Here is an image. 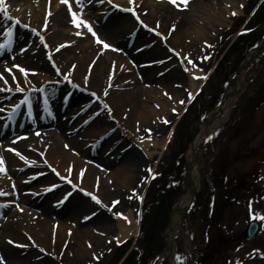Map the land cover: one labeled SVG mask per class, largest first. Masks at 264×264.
<instances>
[{
  "label": "rangeland",
  "instance_id": "obj_1",
  "mask_svg": "<svg viewBox=\"0 0 264 264\" xmlns=\"http://www.w3.org/2000/svg\"><path fill=\"white\" fill-rule=\"evenodd\" d=\"M47 1L4 0V4L0 5L8 13L5 16L2 11L0 15V41L6 40L5 44L9 43V29L5 30V21L11 22V18L17 22L23 21L21 23L26 25L27 32L31 33L22 44L15 45L8 52L5 62H12L15 64L14 67L11 66L10 69L6 67L4 71L0 69V72H4L2 78L7 81L6 85L0 82V95L5 98L4 102L0 100V109L5 110L4 112L0 111V114L8 117L12 113L19 112L20 108H15L12 111L6 107V103H10L15 97H22L21 101L25 98L30 101L33 99L31 96L34 92L32 91L17 93L12 90L13 79L15 81L29 80L31 85H40L41 82H45L43 85L46 93L57 92L55 95L63 98L68 96L61 90L66 85V92L73 91L72 99L68 107L60 111L59 114L54 111L53 106L49 105H45L40 113H36L32 109L29 112V107H21L22 112L27 113L35 121L36 115L44 118L47 114L58 120L57 122L63 126L61 132L58 133L52 129L50 132L54 134H51V137L59 143L44 144L51 149L42 150L44 147L35 141H31L33 144L20 141L16 146V140H10L8 144L14 145L17 150L14 154L7 153L8 144L6 145L4 142V144H0L2 147L0 158L4 163V158L8 157L9 167L15 171L10 175L15 179L23 175H33L35 172H46L48 179H53L56 176L50 169L52 166L48 163L49 158L51 157L57 166L69 169L68 161L71 157L67 156H70L71 151L65 150L69 154L62 151L64 150L62 142L68 143L73 151L77 149L75 154L82 160L91 163V167L87 168L82 164L79 166L75 164L77 169L74 176L78 172L79 179L76 180L82 182L84 186L80 185V190H77L73 184L74 187L71 183L69 185L66 183L68 178L62 177V183L65 186L58 190L59 193H62L59 197L66 195V192H69L70 195L67 196L68 199H65V204L56 209H51L48 203H44L45 206L50 207L49 209L42 208L44 224L47 225L44 231L49 234L53 228L52 224L57 222L65 227L69 226L76 233L80 230L87 228L92 230L93 228L96 233L98 232L94 235L103 237V242L98 248L96 246L89 247L94 243L93 240L86 242V245L89 246L85 247L89 248L90 253L87 258H84L85 264H115L117 253L113 257V250L125 239L120 237L118 219L128 212L135 213L136 218L138 217L140 199L146 188L150 171L157 164V159L160 157L164 159L170 126L177 120L178 110L185 104L188 92L191 91L197 77L201 75L197 74L196 77L189 79L187 72L199 70L198 72L207 73V68L213 63L216 52L225 42L230 31L237 30L241 23L236 12L242 8L246 13L244 16L247 15L248 11L246 12L244 8L247 0L195 1L185 14L162 13L159 11L161 8L157 9V7L158 14L153 15L147 9L148 0H134V3L127 8L134 9V12L125 10V7L120 8L130 16L131 20L127 22L129 25L135 26V18L138 17L153 22L154 26H146L147 36L146 40L143 38V42L145 44L148 41H156L159 45L156 48L148 49V52L155 53L151 57L146 55L148 57L144 60L149 61L142 63L138 61V56L141 53H148L147 50L140 54H135L130 49L121 50L118 57L114 53L107 54L106 52L112 50L104 48L102 44L99 45L97 51L88 50L91 42L86 38L87 27L60 28L61 21L59 22L57 16L63 9L55 7L57 2L54 1L50 5L49 15L43 13ZM72 1L76 2L80 10L90 11V0H80L79 3L77 0ZM116 1L112 0V6L116 7ZM161 5L165 6V4ZM173 8L179 12L182 11L181 7ZM18 9H21L22 16L16 14ZM68 10L76 12V9L71 7ZM132 17H134V21ZM108 24V27L115 31L114 34L119 35L121 39L125 37L126 29L119 18L114 17V20L111 18ZM60 29H63L67 35L65 36L62 32L58 34ZM103 30L106 31L105 28ZM99 39L102 38L99 37ZM2 42L0 45H3ZM141 48L146 49L147 46L142 45ZM1 51L3 52L4 49ZM125 59L131 63L134 59L140 65L136 64L135 66L134 63L131 65L129 62L123 61ZM92 67L97 68L94 74L91 72ZM92 76L95 77L94 84L90 85L87 80ZM246 77L247 75L243 73V80H246ZM47 82L50 83L47 84ZM60 83L64 85L59 86ZM258 83L261 85L243 88L235 100L230 103L228 110L224 112L221 124L228 122V119L233 115L234 108L238 105L239 101L237 100L242 94H246V105L244 102L245 107L233 115V124L230 129L225 131L221 144L212 155L202 158L199 163L200 170V165L207 166L213 157L214 170H212L211 179L218 188L225 183V187L222 189L223 193H219L223 195L217 200L215 214L210 219V224H207L208 236L206 240L202 239V230L198 228L199 225H202L201 218L197 221V242L192 241L188 235L184 234L181 227L178 230V243L180 244L178 247L190 252L189 254L195 259L198 255L205 261L204 264H264V220L254 218L264 214V87L261 81ZM50 84L51 88L48 87ZM25 85L27 84L24 82L19 84V87L26 90ZM74 85L78 87L74 88ZM132 93H136L138 98L133 99ZM108 96L114 98L111 99ZM123 96L129 102L120 103L121 105L116 103L117 109L114 107L116 98ZM49 99L50 97L47 96L46 100ZM61 103L64 105L65 101H61L59 104ZM87 106L91 111L82 110V115L85 118L98 116L100 123L113 128L112 132H109L110 137L105 139L104 147L102 135L105 133L89 135V130L78 121V115L71 118L80 107L86 108ZM125 108L131 109L132 116ZM69 112L72 114H68ZM7 120L5 119V122ZM76 124H78L79 130H72L71 127ZM216 126L218 124L211 125L207 131ZM101 128L102 126L97 127L102 131ZM33 132L35 130L31 131V133ZM18 135L21 134H16L13 138ZM201 136L199 135V137ZM30 138L29 136L28 139ZM156 141L158 146L153 148L151 144ZM146 142L149 145L145 147ZM55 143L58 144V151L63 154L59 157L56 154L57 150L53 149ZM25 144L33 147L27 149ZM44 152L48 160L43 157L42 153ZM128 153L130 155L138 154L142 159V162L136 163L138 176L130 186L120 187L117 191V181L114 176L127 168V163L123 158ZM95 154L97 160L93 159ZM14 156L21 166L17 165ZM22 162H29L30 165L27 166ZM96 162L102 163L107 168H104L102 175L97 174L102 167L95 166ZM225 170L226 173L223 174ZM246 174L251 177L249 180H246ZM206 175L209 176V172ZM223 175L228 177V180ZM61 176H66V174ZM200 179L202 186L201 172ZM32 185L31 183L27 184V186ZM97 186H104L109 192L108 204H111L112 211L108 212V209L103 208V201L97 203L94 199H92L94 202L89 201L93 207L84 205L85 201L90 200L91 192ZM40 197L42 196L36 195L33 200L40 199ZM49 198L51 199V196ZM0 204H2L0 206V264H77L75 263L76 255L69 253L68 244L73 241L72 244L79 249L83 247V240L81 241L82 245H79L80 242L73 237L75 234L69 233L68 239H57L52 245L44 246L39 239L35 240V232L39 230L38 224H25L16 221L21 217L16 213L27 211L15 207L7 198H0ZM61 208V211L58 210ZM82 209L83 211L79 212ZM58 212H62L60 214L62 220L56 217ZM101 214L109 218L107 230L96 227L97 230L94 225L92 226ZM27 217L32 218L30 215ZM251 220L261 223V231L254 239L247 241L243 238V233ZM31 225H35L34 233L27 229ZM216 237L217 240H215ZM8 253L11 257L7 255ZM208 255H210L209 258Z\"/></svg>",
  "mask_w": 264,
  "mask_h": 264
},
{
  "label": "bare ground",
  "instance_id": "obj_2",
  "mask_svg": "<svg viewBox=\"0 0 264 264\" xmlns=\"http://www.w3.org/2000/svg\"><path fill=\"white\" fill-rule=\"evenodd\" d=\"M118 3H121V1H119ZM151 3V2H149ZM159 4L157 3H151V7L153 9H155ZM161 10H165L167 9L166 6H161ZM163 7H166V8H163ZM62 14L65 16V13H62L60 14V16H62ZM64 22L61 23V26H64ZM96 44V46L98 45V43H94ZM98 71V70H97ZM201 84V83H200ZM200 84H194L193 85V89H195V86H197V91L199 90V86ZM242 84V80H241V76L237 79L236 81V84L231 88L230 92L227 94V96L225 97L224 101H223V104H222V107L221 109L216 112V116H218L220 114V111L222 112L223 110H226L231 102V100L234 98V95L237 93V91L239 90L240 86ZM17 88V87H16ZM120 98H116V101H117V104L119 105L120 103H125L126 101H128L126 98L122 99V101H119ZM116 101H115V104H116ZM16 102L18 103L19 101L16 100ZM121 105V104H120ZM138 117V116H137ZM91 131V130H89ZM48 132H45V131H41V130H36L33 134H31V138L27 140V142H31V141H35L37 142L40 146L44 147V149H51L47 146H45L44 144H51V142H57L59 143V141L53 139L52 137H49L48 135ZM33 135H36V136H33ZM51 136V135H50ZM23 138V137H22ZM27 138V137H24V139ZM44 142V143H43ZM33 143V142H32ZM67 146V144H63V147ZM156 145V144H155ZM197 143L194 144V147H196ZM54 150H57L56 151V154L57 156H61L63 155L62 153H60L58 151V144L55 143V147L53 148ZM66 148H64V152L68 151L66 150ZM68 153V152H66ZM69 154V153H68ZM70 156H67L69 159V163H71L74 159L75 161L79 162L80 159L77 158V157H73L71 154H69ZM127 157V159H126ZM125 159V162L127 163V168L123 171H119L115 176V181H117V188L116 190L118 191V189L120 187H125V186H130L132 181L135 180L138 176V171H137V167H136V163H140L142 162V159L140 158V156L138 154H134V155H130L129 153L125 155V157L123 158V160ZM50 160L52 162V159L50 157ZM52 163H54L55 165V162L53 161ZM81 163V161H80ZM56 166V165H55ZM197 165L195 164H192V167H191V174H192V189L191 191L181 200V202L175 207L174 211H173V214H172V217H171V224L169 225V228L167 229V232H166V245H167V251H168V257H169V260H170V264H174V236H175V232H176V228H177V225L178 223L180 222V219L185 211V209L188 207L195 191L198 189V184H197V178H198V172H197ZM66 168L65 167V171H66ZM136 168V169H135ZM63 169V168H62ZM103 169V168H102ZM76 169L74 170V173H75ZM94 172L96 173V171L94 170ZM137 172V173H136ZM97 174L99 175H102L103 172L100 170L97 172ZM97 175V176H98ZM98 185V183H96ZM46 186V185H45ZM48 187V186H47ZM51 187V186H50ZM13 188V183L9 181V178L7 177H4V178H1L0 179V192L2 193H7L9 194L11 192V189ZM48 188H46L45 190L47 191ZM94 195H96L97 197H99V201L102 199L103 201V208L104 209H111V204L109 203L108 204V198L110 197V195L108 194L109 192L106 190V188L104 186H97L95 188V190L92 192ZM119 193V192H118ZM86 203L84 205L86 206H89V207H93V205L89 202V200L85 201ZM83 211L82 210H79V212ZM18 216V215H17ZM16 221L18 222H21V223H29L30 221H34V219L32 218H29L27 216H23V217H19L16 219ZM40 221V222H39ZM109 218L103 214H101L95 221L94 223L95 224H92V226L94 225V228L98 227V228H101L102 230H107L108 227H107V224H109ZM38 223H44V221L41 220H38ZM138 220H136L134 218V215L131 213V212H128L127 214H125V216L123 217H120L119 220H118V228L120 229L122 235L125 237V236H133L135 234H137V230H138ZM44 229L47 228V225L44 224L42 226ZM98 228H96L98 230ZM64 226L61 225L60 226V234H58L57 238H63V239H66L67 238V234L66 231H64ZM83 229V228H81ZM90 230V231H89ZM100 233V232H99ZM94 234H98V232L96 233L95 230H92L91 229H84V230H80L78 231L76 234H75V238L77 239L79 243V245H82L81 244V241L83 240V247L82 248H75L74 245H69L70 246V249H69V253L70 254H74L76 255V261L75 263L77 264H85L86 260H84V258L89 255L90 251H89V248H86L85 246H89V245H86V242H90L91 240L94 241V243H92L89 247H101V244L103 242V237L101 236H95ZM46 239V238H45ZM44 242V241H42ZM9 257L10 254L8 253L7 254Z\"/></svg>",
  "mask_w": 264,
  "mask_h": 264
},
{
  "label": "snow or ice",
  "instance_id": "obj_3",
  "mask_svg": "<svg viewBox=\"0 0 264 264\" xmlns=\"http://www.w3.org/2000/svg\"><path fill=\"white\" fill-rule=\"evenodd\" d=\"M63 2L67 4L69 2V0H63ZM77 2L79 3L80 0H77ZM99 2H104V0H99ZM107 2L109 4H111L112 3V0H107ZM172 2L173 3H177V0H172ZM180 2L183 3L185 6L187 4V0H180ZM129 3L130 4L134 3V0H129ZM3 4H4V0H0V5H3ZM116 7H120V6L119 5H116ZM125 10H127V11H133L134 12V9H125ZM0 11H4V15L5 16L8 15L7 11H5L2 7H0ZM72 14H73V17H74L73 22L76 23L75 17H76L77 14H76V12H73ZM81 17H82V13H81ZM81 22L87 27L88 31L90 33H92L93 36H96L97 41L100 44H102L104 48L111 47L105 41H102V40L99 39V37L97 36L96 32L94 31V29L92 28L91 24L88 21H83L82 20ZM9 35L10 36L12 35L11 30H9ZM9 42H11V40ZM4 47H6V45H0V48H4ZM22 71H24V70L22 69ZM25 74H27V73L25 72ZM0 78H2V74H0ZM65 79H67V77H65ZM5 83H7V81H5ZM8 90L11 91V89H8ZM17 90L18 91H23L24 89L18 88ZM20 103H27L28 104V107H29V112H31L32 104H31V101L28 98H25V100L21 101ZM45 103H47V100H45ZM19 107H20V104L19 103L15 105V108L18 109ZM0 111H4V109H0ZM9 119H11V116H9ZM5 171H6V169L3 166V159L0 158V172H5ZM69 183H71V181H69ZM53 187H55V186H53ZM0 194H4V193L0 192ZM67 195H70V193L67 194ZM65 198H67V196ZM92 199L97 200V202L99 203V200L95 196H93ZM118 215H122V214H118ZM254 218H258V219L264 220V214H261L259 217H254ZM176 259H177V261H180L181 260V258L179 256H177Z\"/></svg>",
  "mask_w": 264,
  "mask_h": 264
},
{
  "label": "trees",
  "instance_id": "obj_4",
  "mask_svg": "<svg viewBox=\"0 0 264 264\" xmlns=\"http://www.w3.org/2000/svg\"><path fill=\"white\" fill-rule=\"evenodd\" d=\"M172 184H173V181H171L168 185H166L164 187V190H162V191L169 190ZM167 198H168L167 195H162V196H160V198L158 200L164 204L166 202ZM162 208L163 207L160 206L159 211H161ZM142 252H143V246L140 245V248L137 251H134L132 256L129 258L130 264H138V260L141 261L140 262L141 264H144V263H142V259H144V253H142Z\"/></svg>",
  "mask_w": 264,
  "mask_h": 264
},
{
  "label": "water",
  "instance_id": "obj_5",
  "mask_svg": "<svg viewBox=\"0 0 264 264\" xmlns=\"http://www.w3.org/2000/svg\"><path fill=\"white\" fill-rule=\"evenodd\" d=\"M255 231H256V226L252 225L251 228H249V235L254 234Z\"/></svg>",
  "mask_w": 264,
  "mask_h": 264
}]
</instances>
